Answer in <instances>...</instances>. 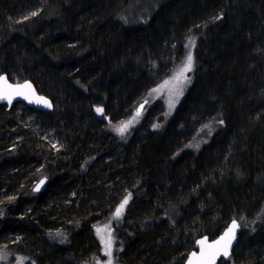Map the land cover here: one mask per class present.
I'll return each instance as SVG.
<instances>
[{"label": "trees", "instance_id": "obj_1", "mask_svg": "<svg viewBox=\"0 0 264 264\" xmlns=\"http://www.w3.org/2000/svg\"><path fill=\"white\" fill-rule=\"evenodd\" d=\"M188 50L169 120L115 136ZM2 73L53 109L0 105V255L96 264L95 225L128 198L119 264H183L233 219L238 242L218 264H264V0H0Z\"/></svg>", "mask_w": 264, "mask_h": 264}, {"label": "rangeland", "instance_id": "obj_2", "mask_svg": "<svg viewBox=\"0 0 264 264\" xmlns=\"http://www.w3.org/2000/svg\"><path fill=\"white\" fill-rule=\"evenodd\" d=\"M187 45L188 43H186L185 47ZM186 53L187 54L184 57H182V59L180 56V59L177 60L176 63L169 61L166 63V65L161 64L162 66L160 67V69L157 70V73L154 75L156 77V83L154 84L155 86L148 92L147 96L144 98L145 101H142L144 105L141 111L139 112V114L135 112L137 111L136 109L139 106V104H137L130 115H128L126 118L122 120L120 119L119 121L111 125V131L114 133L115 136H117L121 140L126 141L125 139L129 138L132 132L135 129H137L139 126H141L143 123H145L146 127H148V125L151 123L150 125L151 127H153V123L156 122L157 125H159V127L157 128H160L169 120V118L175 112L179 102L181 101V98L183 97V95L190 86V82H191L190 74L192 70L185 73L187 79L175 78L178 69L182 67L183 63L185 62V59L189 54V50ZM166 81L167 83H165ZM129 121H131L130 124H128ZM124 124H128V127L123 131V133H121L119 129ZM42 137L44 140L49 141L52 144V146L56 144V141L52 139L53 135L51 134V132H45L42 135ZM194 140L195 141H192L190 144V147L192 148L199 146L201 142L200 139H194ZM122 202L123 201L121 200L119 201L116 208L109 215L108 219L104 221H99L95 225V230H94L95 236L97 238V243L99 245L100 252L103 254V257L100 258V260H98L97 262L95 261L96 264H109V261H111V264H119L116 258L117 255L115 254L116 252L115 224L119 223V221L122 219L125 207L122 210V214L120 215L119 218H115L114 213L117 207H119V205ZM97 229H101L102 231L98 232ZM106 244H110L111 256L107 254V250L105 247ZM0 264H25V263L19 258H14L11 261L10 256L3 254L0 255Z\"/></svg>", "mask_w": 264, "mask_h": 264}, {"label": "water", "instance_id": "obj_3", "mask_svg": "<svg viewBox=\"0 0 264 264\" xmlns=\"http://www.w3.org/2000/svg\"><path fill=\"white\" fill-rule=\"evenodd\" d=\"M0 77H6L7 84L13 86L12 88L6 89L9 98L0 99V105H6L7 109H9L14 103L22 102L27 107L35 109L37 111H52L53 104L50 98L43 94H40L30 80L11 81L5 73L0 74ZM24 85H30V87H17ZM2 86L3 82L0 81V87ZM9 99H11V103H9ZM45 101H47V104H45ZM141 105L144 104H139L137 112L141 111ZM45 181V178H42L34 186L33 190L36 192H40L44 187ZM234 221L236 224L234 232L230 233L225 240L221 241V237L224 236L226 232H228ZM240 231L241 227L239 222L236 219H233L228 223V225L221 231L218 236L212 239L205 235L199 237L195 242L194 249L188 253L183 264H218L220 260L229 258L234 248L236 247ZM228 240L231 241L230 244L228 243ZM199 241H204L205 243L200 244L198 243ZM217 241H220V243L217 244Z\"/></svg>", "mask_w": 264, "mask_h": 264}, {"label": "snow or ice", "instance_id": "obj_4", "mask_svg": "<svg viewBox=\"0 0 264 264\" xmlns=\"http://www.w3.org/2000/svg\"><path fill=\"white\" fill-rule=\"evenodd\" d=\"M192 60H193V57L191 55V53L189 52V54L187 55L186 59H185V62L183 63L182 67H180L176 73V79H180V78H183V79H187L185 73L189 72L192 70ZM0 81L3 82V86L0 87V99H8V92L6 91V89H9V88H12L13 86L12 85H9L7 84V78L6 77H0ZM167 83V81L165 82ZM17 87H30V85H24V86H17ZM155 91V90H153ZM18 94V93H17ZM9 103H11V99H9ZM45 104H47V101H45ZM141 108H143V105H141ZM102 110L101 109H97V112H101ZM139 114V112H138ZM135 119V117H134ZM131 121L128 122V124H130ZM128 124H124L121 126V128L119 129V131L121 133H123V131L128 127ZM154 127H159V125H154ZM128 203V198H125L123 200V202L119 205V207H117L115 213H114V217L115 218H119L120 215L122 214V210L124 209V207L127 205ZM236 228V224H235V221L233 222L232 226L229 228L228 232H226L224 234V236L221 237V241L225 240L230 233H233L234 230ZM98 232L102 231L101 229H97ZM103 239V237H102ZM198 243L200 244H203L205 243L204 241H199ZM217 244L220 243V241H217L216 242ZM228 243L230 244L231 241L228 240ZM106 247V250H107V254L109 256H111V251H110V244H106L105 245ZM227 254V253H225ZM109 264H111V261H109Z\"/></svg>", "mask_w": 264, "mask_h": 264}, {"label": "bare ground", "instance_id": "obj_5", "mask_svg": "<svg viewBox=\"0 0 264 264\" xmlns=\"http://www.w3.org/2000/svg\"><path fill=\"white\" fill-rule=\"evenodd\" d=\"M32 120V119H31ZM35 130V129H34ZM51 131V130H50Z\"/></svg>", "mask_w": 264, "mask_h": 264}]
</instances>
